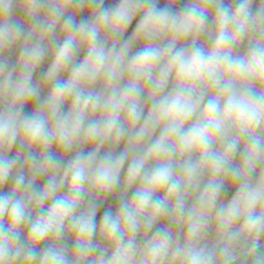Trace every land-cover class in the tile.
<instances>
[{"label":"clouds","instance_id":"obj_1","mask_svg":"<svg viewBox=\"0 0 264 264\" xmlns=\"http://www.w3.org/2000/svg\"><path fill=\"white\" fill-rule=\"evenodd\" d=\"M0 264H264V0H0Z\"/></svg>","mask_w":264,"mask_h":264},{"label":"rangeland","instance_id":"obj_2","mask_svg":"<svg viewBox=\"0 0 264 264\" xmlns=\"http://www.w3.org/2000/svg\"><path fill=\"white\" fill-rule=\"evenodd\" d=\"M116 2V0H109L110 4H114Z\"/></svg>","mask_w":264,"mask_h":264},{"label":"trees","instance_id":"obj_3","mask_svg":"<svg viewBox=\"0 0 264 264\" xmlns=\"http://www.w3.org/2000/svg\"><path fill=\"white\" fill-rule=\"evenodd\" d=\"M106 206H107V205H106ZM106 206H105V207H106ZM102 212H103V208L101 209V213H100V214H102ZM98 216H99V214H98Z\"/></svg>","mask_w":264,"mask_h":264}]
</instances>
